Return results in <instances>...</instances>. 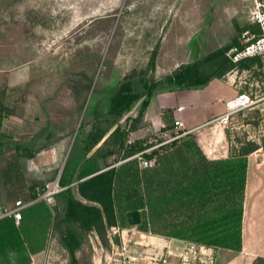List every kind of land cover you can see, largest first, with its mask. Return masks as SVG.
<instances>
[{
    "label": "rangeland",
    "instance_id": "rangeland-1",
    "mask_svg": "<svg viewBox=\"0 0 264 264\" xmlns=\"http://www.w3.org/2000/svg\"><path fill=\"white\" fill-rule=\"evenodd\" d=\"M248 28L240 0H0V141L59 138L38 154L31 174L24 167L28 156L0 146V210L18 199L40 198L48 187L61 189L51 204L39 199L31 205L30 219L23 216L17 226L13 223L24 243L0 252V264H30L33 254L34 264H94L96 259L98 264H264V101L229 116L226 124L221 116L214 121L224 127L231 152L256 146L246 157L239 251L221 247L217 231L224 227L226 211L218 205L199 213L200 206L189 209L164 201L152 213L140 211L138 225L126 220L114 230L105 220L89 228L68 222L64 207L68 189L81 204L102 213L99 204L80 196L79 168L92 163L99 172L116 170L132 156L125 158L136 141L130 133L144 128V97L118 119L107 114L106 92L113 84L123 77L156 83L195 65L206 76L213 71L207 57L239 46L240 34ZM245 64H234L214 79L234 81L241 91L262 81V64ZM95 106L96 114L91 111ZM111 123L93 145L97 130ZM166 127L139 140L154 145L164 139ZM116 128L128 134L122 148L109 137ZM157 151L158 160L166 155ZM132 160L140 175L137 159ZM63 178L70 184L61 187ZM4 220L11 218L0 222ZM143 222L144 234L181 237L196 250L178 243L171 249L145 245L139 230ZM204 224L216 233H196ZM67 233L76 243L72 250L65 245ZM205 240L214 245L200 243Z\"/></svg>",
    "mask_w": 264,
    "mask_h": 264
},
{
    "label": "trees",
    "instance_id": "trees-1",
    "mask_svg": "<svg viewBox=\"0 0 264 264\" xmlns=\"http://www.w3.org/2000/svg\"><path fill=\"white\" fill-rule=\"evenodd\" d=\"M229 48L228 46L218 49L207 57V60L213 63V71L206 76L202 75L195 65L156 83L141 78L123 77L106 92L108 94L107 114L112 115L115 120L129 111L131 106L143 97L146 98L142 105L144 110L150 97L156 92L171 88L200 87L214 78H220L235 66L223 57ZM246 61H256V59ZM246 61L237 65L240 67L247 66ZM97 107L91 108L94 114H96ZM113 124H109L103 130H97L93 145L101 140ZM127 135V132H119L116 128L109 137L115 138V145L122 148ZM2 138L0 146H13L17 152H23L28 157L33 156L38 149L48 146L43 145L33 150H27V143L15 141L11 137ZM150 147L152 145H147L142 140H136L129 146L130 153L125 158ZM170 147L173 150L159 158L156 169L145 170L141 173L144 195L140 191V175L136 173L134 160L123 163L116 170L110 169L103 172H99L100 169L96 164L81 165L77 175V180H82L78 183V192L84 199L99 204L102 213L96 207L81 204L71 195L70 190L66 189L64 191L67 194L64 205L65 220L68 222L80 221L86 228L103 225V220L110 227L117 226V222L120 224L118 226L124 227L128 215L138 213V210L144 208V204L151 213L154 212L157 205L163 204L164 201L189 209L200 206L202 208L197 211L199 213L205 207L218 205L226 211L223 220L224 227L217 231V233H221L217 236L220 238L221 247L239 251L241 248L240 217L246 174V157L256 149V146L249 144L229 159L213 162L207 161L203 157L190 136L181 139L179 144L178 141L173 142ZM157 153L158 151L155 149L148 156ZM131 163H133L132 166ZM122 171L121 175L120 172ZM70 182L69 179L64 178L59 180L61 187H65ZM13 223L12 220L0 222L1 253L7 248L18 249L23 244ZM139 230L148 232L144 222L139 225ZM196 230V233H216L217 229L204 224ZM176 238L185 240L181 237ZM64 241L69 250H72L76 244L72 233H67ZM200 243L203 245L212 244L207 240Z\"/></svg>",
    "mask_w": 264,
    "mask_h": 264
},
{
    "label": "crops",
    "instance_id": "crops-1",
    "mask_svg": "<svg viewBox=\"0 0 264 264\" xmlns=\"http://www.w3.org/2000/svg\"><path fill=\"white\" fill-rule=\"evenodd\" d=\"M240 89H241L240 85H234V81L222 82L217 79H212L206 85L200 87L183 88V89L171 88V89L162 90L160 92H156L152 94V96L149 99L148 105L144 110L143 120H142V126L144 128L131 132L130 139L131 140L143 139L146 132H156L158 130L165 128L166 126H168V128L172 127L173 120L175 117L179 119V121L182 123L180 129L185 133L184 136L181 137V139L190 136L194 140L201 154L207 161L213 162V161H222L229 159L232 155L238 154V151L231 152L229 141L226 136L224 127L219 126L214 121L218 117L224 115L225 113L224 102L235 96L237 93H239L241 91ZM179 107H182V109L180 111H177V108ZM19 138L20 139H15V141H20L29 144L30 141L35 139L34 141H36V144L34 142L35 146H33V149L43 145H48L47 147L38 149L33 154V156L26 157L24 167L27 173H30L31 172L30 170L34 169L33 167L34 160L38 158V154L41 151L49 150L50 146L53 143L58 142L59 139L58 138L56 140H47V142L44 141L45 143H42L41 137H39L38 139L35 138V136H30L29 139H23V137H19ZM180 141L181 140H178V144ZM172 150H173L172 147L167 146L165 147L163 153L168 154L171 153ZM131 160H126L123 162L125 163ZM156 161H157L156 166L151 169H140L138 167V162H137V168L141 172L145 170L156 169L158 167V155L156 156ZM141 175L142 174H140V191L144 195V188L142 184ZM143 197L145 198V196ZM32 207H28L22 211L21 220L23 219V216H25L27 220L28 218L29 219L31 218V216H29L31 215L29 209ZM145 208L147 207L144 204V208L138 211L139 212L143 211L145 210ZM123 231L125 232L126 230ZM144 233H148V232L141 233L142 236L141 241L145 245H150L145 243L146 234ZM18 234L22 243H24L22 237L23 234L22 233H18ZM175 243L176 245L178 243V245L180 244L181 246L184 247L186 245H189L191 242H188L186 240H181L178 238H172L171 240H166V243H161L160 245L154 247L160 249H165V248L171 249V247L175 245ZM7 249L14 250L12 248H7ZM36 256L37 255L33 254L32 257L33 263L30 264L35 263Z\"/></svg>",
    "mask_w": 264,
    "mask_h": 264
},
{
    "label": "built area",
    "instance_id": "built-area-1",
    "mask_svg": "<svg viewBox=\"0 0 264 264\" xmlns=\"http://www.w3.org/2000/svg\"><path fill=\"white\" fill-rule=\"evenodd\" d=\"M240 2L250 28L241 32L239 46L231 48L225 53V55L233 64H238L249 59H256L262 64L263 78L262 81L256 80L255 83L252 85L250 84L247 89L242 90L224 102L225 113L221 118L225 124L227 123L229 116L252 108L259 102L264 101V0H240ZM253 68L256 69V67ZM256 70L258 71V69ZM181 109L182 107H179L177 108V111H180ZM181 126L182 123L179 119L174 117L173 126L171 129L164 131V139L162 141H156L152 147L137 152L126 160L137 159L138 167L140 169H151L155 167L157 164V154L152 156L148 155L155 149L164 151L165 147H170L173 142L178 141L184 136L185 133L180 129ZM47 190L48 191L40 196V198L26 202L18 199L12 203L10 208L0 210V221L4 218H11L17 226L21 220L22 211L24 209L35 204L39 199L45 201L47 204H51L53 201V195L60 192L61 189L55 185L53 188L48 187ZM110 228L114 230L115 226H111ZM189 250L191 252L196 250L194 244H189Z\"/></svg>",
    "mask_w": 264,
    "mask_h": 264
},
{
    "label": "bare ground",
    "instance_id": "bare-ground-1",
    "mask_svg": "<svg viewBox=\"0 0 264 264\" xmlns=\"http://www.w3.org/2000/svg\"><path fill=\"white\" fill-rule=\"evenodd\" d=\"M145 243L154 247L160 245L161 243H166V239L160 236L146 234ZM94 264H98V259L95 260Z\"/></svg>",
    "mask_w": 264,
    "mask_h": 264
},
{
    "label": "water",
    "instance_id": "water-1",
    "mask_svg": "<svg viewBox=\"0 0 264 264\" xmlns=\"http://www.w3.org/2000/svg\"><path fill=\"white\" fill-rule=\"evenodd\" d=\"M127 220L130 225H138L140 222L139 214L137 212L130 213L127 217Z\"/></svg>",
    "mask_w": 264,
    "mask_h": 264
}]
</instances>
